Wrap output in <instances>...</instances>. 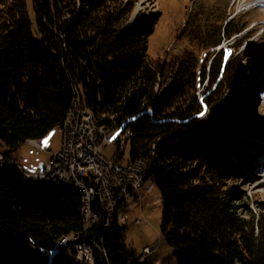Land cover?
Segmentation results:
<instances>
[{
	"label": "trees",
	"instance_id": "1",
	"mask_svg": "<svg viewBox=\"0 0 264 264\" xmlns=\"http://www.w3.org/2000/svg\"><path fill=\"white\" fill-rule=\"evenodd\" d=\"M134 8L0 0V149L10 156L43 140L80 94L100 126L134 133L130 161L148 163L161 235L178 264H264V209L240 211L228 175L233 158L244 160L238 144L254 133L249 79L238 55L217 50L247 26L226 7L200 6L179 34L185 47L154 59L146 40L127 35ZM27 181L0 166V264H76V249L58 246L72 235L91 246L93 264H151L128 248L118 217L108 229L103 219L85 229L79 189Z\"/></svg>",
	"mask_w": 264,
	"mask_h": 264
},
{
	"label": "rangeland",
	"instance_id": "2",
	"mask_svg": "<svg viewBox=\"0 0 264 264\" xmlns=\"http://www.w3.org/2000/svg\"><path fill=\"white\" fill-rule=\"evenodd\" d=\"M128 1H134L135 8L129 21L132 29L127 31V35L146 40L148 55L154 59L167 53H177L185 47L186 43L179 40V34L187 24L191 12L200 6L226 7L229 19L236 18L240 22L239 25L247 26L242 34L234 36L228 45L223 46L228 50L227 59L238 55L240 63L246 69L249 79L246 85L250 92L248 97L250 96V102L255 108L246 122L254 133L243 136L250 143L238 144L243 151L240 154L244 156V160H233L228 175L234 188L230 194L234 204L240 211L246 212L249 209L258 215L264 209V24L253 27L256 21H264V0ZM30 11L33 12V9ZM212 59L208 61L207 69ZM207 82L208 76L204 85H207ZM244 87L245 85L240 89ZM119 132L123 133L121 129L113 130L114 140ZM40 142L46 149L40 155L35 154V148L29 145V140V144H24L18 152L10 156L4 154L7 150L5 147L0 149V153L7 158L17 155L27 170L35 171L50 162V151L61 149L62 134L56 128ZM118 148V143L103 146V152L107 158L112 159ZM125 150L124 161L129 162L130 144ZM18 174L22 178L19 172ZM154 185L151 180L147 181L140 198L135 203L123 205L124 208L117 215L118 222L125 227L128 248L134 250L137 256L147 259L151 264H178L173 256V249L161 235L163 205L161 194ZM147 247L153 252L146 257L144 249ZM65 252L67 253L66 250Z\"/></svg>",
	"mask_w": 264,
	"mask_h": 264
},
{
	"label": "built area",
	"instance_id": "3",
	"mask_svg": "<svg viewBox=\"0 0 264 264\" xmlns=\"http://www.w3.org/2000/svg\"><path fill=\"white\" fill-rule=\"evenodd\" d=\"M78 97V96H77ZM115 128L107 126V133L94 132L81 111H78L77 98L75 99L74 114L71 121L65 123L61 129L63 144L56 152L50 151V162L34 172L28 171L19 161L7 158L3 153L4 169L26 171V176L37 181L83 184L89 196V205L85 207L88 217V229L94 226L95 221L115 222L121 206L134 202L142 195L137 190L138 177L143 174L133 172L134 161L125 162L126 141L120 137L114 140L112 132ZM100 143H109V146L118 143V152L112 159L101 157ZM35 154L40 155L46 149L43 145L33 146ZM142 163H147L146 161ZM124 190H131V198H124ZM61 247V243L58 245ZM73 255L76 263L81 256H88V245L76 241ZM69 253L71 250H66ZM150 248L144 249L147 257L152 254ZM88 264H93L89 262Z\"/></svg>",
	"mask_w": 264,
	"mask_h": 264
},
{
	"label": "bare ground",
	"instance_id": "4",
	"mask_svg": "<svg viewBox=\"0 0 264 264\" xmlns=\"http://www.w3.org/2000/svg\"><path fill=\"white\" fill-rule=\"evenodd\" d=\"M262 24H264L263 20L256 21V23H254L253 28H255L258 25H262ZM231 41H232V39L228 42L225 41L223 45H228ZM77 96H78L77 97L78 111H81L84 114L85 118H88V121H89V124H90L92 130L94 132H98V133H107V126H100L95 113L93 111L87 109L83 105L80 94H78ZM74 106H75V100L73 101V104H72L66 118L58 126V129L60 131H61V129L65 123H69L71 121L72 114H74ZM127 133L128 132H126V133L119 132L118 137H120L121 141H126V143L128 145V143H129L128 141H130V139L133 138L135 135L131 131H129L128 135H127ZM29 143L32 146L43 145L38 140H29ZM62 144H63V137H62ZM103 146H109V143H100L101 157H106L104 152H103ZM134 162H135V164H138V165H133V172H135V174H143V176L138 177V182H137V190L140 191L142 194V190L145 187L146 182L149 180L152 181V175H151L148 163H142V162H144L143 160H136ZM0 166L4 172L17 171L21 174V176L24 180L37 181V180H33V179L29 178L28 176H26V171L14 170V169H4V158L1 155H0ZM43 182H46V181H43ZM46 183L56 185V186L67 185V186L73 187L71 183H67V182H60V184H57L55 182H46ZM74 187L79 189L81 192V195H82V202H83L82 216H83V221L85 224V229L87 230L88 229V217L85 213V207H87V205H89V196L87 193V189L83 184H74ZM124 198H131V190H124ZM98 222H100V221H95L94 225L97 224ZM111 225H112L111 222H105V228L106 229H108ZM77 240H78V237L72 235V236L65 237L62 240H60L58 242V245L61 243V246L65 247L66 250H71L72 248H74V243H76ZM88 257H89V262H94L93 261V251L89 245H88V256H81L78 260V263H76V259H74L73 256H71L70 259L76 264H81L84 261L86 262V264H88Z\"/></svg>",
	"mask_w": 264,
	"mask_h": 264
},
{
	"label": "crops",
	"instance_id": "5",
	"mask_svg": "<svg viewBox=\"0 0 264 264\" xmlns=\"http://www.w3.org/2000/svg\"><path fill=\"white\" fill-rule=\"evenodd\" d=\"M40 142V141H39ZM28 142H26L25 144H27ZM41 143V142H40ZM29 144V143H28ZM42 144V143H41ZM29 145H31V144H29ZM32 146V145H31ZM44 146V145H43ZM33 147V146H32ZM2 149V148H1ZM21 149V148H20ZM14 158H16L20 163H21V161H20V159H19V157L16 155V156H13ZM22 164V163H21ZM23 165V164H22ZM24 166V165H23ZM25 167V166H24ZM34 167V166H33ZM41 167V166H40ZM40 167H38V168H40ZM26 168V167H25ZM37 168V169H38ZM36 169V170H37ZM35 170V171H36ZM28 171H30V172H34L32 169H28ZM151 183H152V185H154V183L151 181ZM155 186V185H154ZM156 187V186H155ZM146 188H150V187H146ZM158 189V188H157ZM159 191V190H158ZM120 214V212L118 213V215ZM121 225V224H120Z\"/></svg>",
	"mask_w": 264,
	"mask_h": 264
},
{
	"label": "snow or ice",
	"instance_id": "6",
	"mask_svg": "<svg viewBox=\"0 0 264 264\" xmlns=\"http://www.w3.org/2000/svg\"><path fill=\"white\" fill-rule=\"evenodd\" d=\"M226 58H227V57H226ZM207 111H208V110H207V107H205V108H204V111L200 112L199 115H200L201 117H203V116L207 113ZM114 138H115V137H113V139H114ZM44 143L46 144L47 141H45Z\"/></svg>",
	"mask_w": 264,
	"mask_h": 264
},
{
	"label": "water",
	"instance_id": "7",
	"mask_svg": "<svg viewBox=\"0 0 264 264\" xmlns=\"http://www.w3.org/2000/svg\"><path fill=\"white\" fill-rule=\"evenodd\" d=\"M87 10V9H86ZM86 10L85 11H83L82 9L80 10V14H84L85 12H86ZM30 182H33L32 180L30 181Z\"/></svg>",
	"mask_w": 264,
	"mask_h": 264
}]
</instances>
